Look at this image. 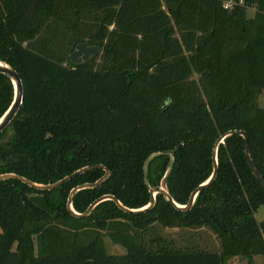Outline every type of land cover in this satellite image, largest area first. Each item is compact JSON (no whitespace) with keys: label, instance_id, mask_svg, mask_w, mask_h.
I'll return each mask as SVG.
<instances>
[{"label":"trees","instance_id":"trees-1","mask_svg":"<svg viewBox=\"0 0 264 264\" xmlns=\"http://www.w3.org/2000/svg\"><path fill=\"white\" fill-rule=\"evenodd\" d=\"M0 0V60L22 80V104L0 133V264L264 262V0ZM242 1V3H239ZM255 9L252 18L247 9ZM100 53L73 64L78 43ZM14 96L0 73V117ZM209 229L220 251L176 246L155 231ZM126 249L110 254L105 239Z\"/></svg>","mask_w":264,"mask_h":264},{"label":"water","instance_id":"water-1","mask_svg":"<svg viewBox=\"0 0 264 264\" xmlns=\"http://www.w3.org/2000/svg\"><path fill=\"white\" fill-rule=\"evenodd\" d=\"M100 51H101L100 48L97 46H93V45L87 46L84 42H81L75 46L74 52L70 55V60L73 64L81 63L83 61H86V60L93 58L95 55L99 54ZM0 73L5 74L11 80L12 87L14 88L13 100H12L11 104L9 105V108L7 109V111L4 112V115L0 117V133H1L4 131V129H6L9 126L11 121L16 117V115H17V113L21 107L23 88H22V80L19 77L18 73L15 70H13L6 62L1 61V60H0ZM231 135H238V136L241 135L244 137L245 142H246L245 154L247 156V159H248V162H249L250 167L252 169V172L254 173L256 178L262 182V185L264 186V180L262 179L261 175L256 171V168L254 167L251 156L249 154L248 138L246 136V133L243 130L229 131L226 134L222 135L221 138L214 145V148L212 151V155H213V171H212L213 174H212V176L204 184H202L201 186H199L198 188H196L195 190L192 191V194H191L186 206L182 207V206H179L178 204H176V202L172 199L171 195L169 193H167L165 188L163 186H159V187L150 188L149 193H151V195H152L151 202L149 203V205H147L146 207L141 208V209L130 210V209L124 207L116 197L103 196V197L97 199V201H95L93 204H91L84 213H76L72 207V200H73V197L75 196V194L81 189L95 188L101 182L105 181L107 178L110 177L109 176V174H110L109 170H107L103 166H100L105 170V174L103 175V177L100 178L99 180H97L96 183H94V184H84V185L78 186L77 188H74L69 194L70 196L68 199L67 208L71 213H73L77 217L88 216L89 214H91L90 212L97 206L98 203L105 201V200H112V201L116 202L118 204V206H120L121 209L124 210L125 212L136 213V212L145 211V210L151 208V206L155 202L156 195L160 193L166 198V200L168 202L170 201L171 203H173V205L175 207H177L181 210L187 211V209H189L193 205V203L195 202L196 197L200 193L199 191L201 189L205 188V186L209 185L214 180V178L217 176V174H218L217 173L218 163H217V155L216 154H217L218 146L224 142V139L227 136H231ZM87 169H89V167L80 169L76 173H73L70 176H66L64 179L60 180V182H57L55 184H42V185H40V184H37V183L30 181L29 179L22 178V177H19L17 175L10 174V173H6L5 175H0V181H4L5 179H8V178H15V179L20 180L23 183L25 182L26 184H28L29 186H31L35 189L51 190V189L57 188L64 181L69 180L71 177H73L76 174H78L82 171H85Z\"/></svg>","mask_w":264,"mask_h":264},{"label":"rangeland","instance_id":"rangeland-1","mask_svg":"<svg viewBox=\"0 0 264 264\" xmlns=\"http://www.w3.org/2000/svg\"><path fill=\"white\" fill-rule=\"evenodd\" d=\"M255 9L248 8L247 9V17L252 18L254 15ZM259 104L261 107H264V91L258 97ZM255 219L258 223L264 220V204L260 205L257 212L254 214ZM155 231L161 236L167 238L169 241L171 240L172 243L176 246H188L194 245L198 246L204 250L210 251H220L221 246L219 245L218 239L209 229H177V228H170V229H163L158 224L154 225ZM105 247L110 254H125L126 249L122 246L116 244H112L109 239H105ZM229 264H248L247 259L245 257H233L229 259ZM253 264H264L262 256H253L252 257Z\"/></svg>","mask_w":264,"mask_h":264},{"label":"built area","instance_id":"built-area-1","mask_svg":"<svg viewBox=\"0 0 264 264\" xmlns=\"http://www.w3.org/2000/svg\"><path fill=\"white\" fill-rule=\"evenodd\" d=\"M239 3H242V1H240ZM233 4H234V0H225L223 6L224 8L228 9V8H232Z\"/></svg>","mask_w":264,"mask_h":264}]
</instances>
